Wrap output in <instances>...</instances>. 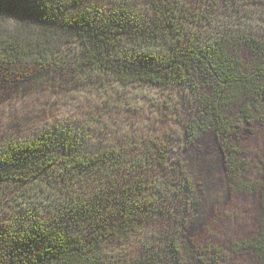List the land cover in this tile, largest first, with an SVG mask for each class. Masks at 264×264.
<instances>
[{
    "label": "trees",
    "instance_id": "trees-1",
    "mask_svg": "<svg viewBox=\"0 0 264 264\" xmlns=\"http://www.w3.org/2000/svg\"><path fill=\"white\" fill-rule=\"evenodd\" d=\"M139 1L0 0V67L64 62L121 85L182 87L186 143L215 132L233 167L232 112L248 122L264 110V38L243 40L238 28L244 18L264 23V0ZM232 35L257 59L252 70L231 51ZM88 129L64 123L0 141V264H121L126 237L140 248L134 264H213L241 253L264 264V180L253 185L255 233L231 252H199L183 236L203 212L193 162L167 156L162 143L88 149ZM158 217L171 224L161 233L151 229Z\"/></svg>",
    "mask_w": 264,
    "mask_h": 264
},
{
    "label": "rangeland",
    "instance_id": "rangeland-1",
    "mask_svg": "<svg viewBox=\"0 0 264 264\" xmlns=\"http://www.w3.org/2000/svg\"><path fill=\"white\" fill-rule=\"evenodd\" d=\"M101 1L109 4L108 0ZM246 9L249 14L255 10L251 6ZM145 15L151 14L146 11ZM242 23L238 28L240 38L262 41L264 23L250 18H244ZM229 39L231 51L252 70L257 61L254 54L237 36ZM246 101V97L242 98V102ZM189 111L186 93L178 86L121 85L112 76L84 74L64 62L42 67L35 63L0 67L1 142L29 137L48 126L71 123L89 128L85 133L87 143L83 144L88 149L130 145L134 140L158 150L162 143L167 156L186 155L196 167H192V176L203 212L197 220L185 221L188 223L183 236L199 252L209 245L231 252V247L256 231L259 193L253 185L264 180V110L249 115L248 122L232 112V119L235 116L239 120L227 138L233 167L226 163L222 140L215 132L206 130L186 143L183 126ZM213 192L215 198L208 201ZM152 223L155 233L171 225L160 217ZM126 239L130 240L125 241L121 264H134L140 248L132 237ZM222 257L226 259L217 258L213 264L253 261L242 253Z\"/></svg>",
    "mask_w": 264,
    "mask_h": 264
}]
</instances>
